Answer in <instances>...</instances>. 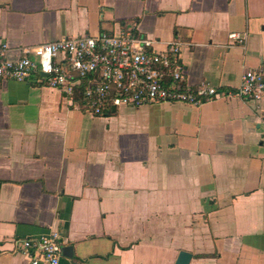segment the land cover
Returning a JSON list of instances; mask_svg holds the SVG:
<instances>
[{
	"label": "crops",
	"instance_id": "0c3cea01",
	"mask_svg": "<svg viewBox=\"0 0 264 264\" xmlns=\"http://www.w3.org/2000/svg\"><path fill=\"white\" fill-rule=\"evenodd\" d=\"M124 28L180 44L191 85L264 68V0H0L11 60ZM42 77L0 79V264H31L19 244L49 232L71 248L58 264H264V101L95 115Z\"/></svg>",
	"mask_w": 264,
	"mask_h": 264
},
{
	"label": "built area",
	"instance_id": "2783aa9c",
	"mask_svg": "<svg viewBox=\"0 0 264 264\" xmlns=\"http://www.w3.org/2000/svg\"><path fill=\"white\" fill-rule=\"evenodd\" d=\"M230 39L241 43L242 37ZM156 40L133 34L131 29L78 38H61L41 44L16 60L7 57L9 47L0 45V79L24 82L40 75L43 83L68 98L81 88L87 108L95 115L109 108H139L153 104L199 106L219 96L264 101V68L247 69L235 90L219 91L206 84L191 85L175 41L155 48ZM31 264H58L60 235L49 232L19 244Z\"/></svg>",
	"mask_w": 264,
	"mask_h": 264
},
{
	"label": "water",
	"instance_id": "95a60500",
	"mask_svg": "<svg viewBox=\"0 0 264 264\" xmlns=\"http://www.w3.org/2000/svg\"><path fill=\"white\" fill-rule=\"evenodd\" d=\"M40 75L44 76L43 73H40ZM70 251H71L70 247L62 246V253L64 252V256L66 258H70V255H69ZM190 259H191V254L187 252H179L174 264H189Z\"/></svg>",
	"mask_w": 264,
	"mask_h": 264
}]
</instances>
